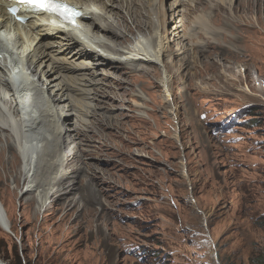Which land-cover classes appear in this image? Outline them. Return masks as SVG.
<instances>
[{
	"label": "rangeland",
	"instance_id": "374dc122",
	"mask_svg": "<svg viewBox=\"0 0 264 264\" xmlns=\"http://www.w3.org/2000/svg\"><path fill=\"white\" fill-rule=\"evenodd\" d=\"M172 2L164 0L169 72L145 62L117 72L85 70L97 73L99 101L83 94V136L50 157L54 162L61 152L84 174L58 178L46 173L47 163L37 174L39 182L50 181L43 212H35L37 188L20 194L27 183L17 178L21 160L11 164L0 143L3 264H13L16 254L23 264H249L264 248V0L251 6L247 0H183L179 8H186L188 22L180 28L181 16L171 18ZM120 15L111 21L125 26V9ZM197 18L204 19L195 23L198 34L174 39L175 27L180 35L191 32ZM89 19L82 27L91 34ZM134 38L140 33L132 30L117 46L130 47ZM95 41L89 44L98 52ZM191 46L200 52L197 59ZM180 58L188 59L186 67ZM141 66L146 71L139 73ZM163 73L173 79L175 116L161 102L164 89L156 81ZM117 78L125 79L122 91L115 82L111 89ZM74 120L67 127L77 133Z\"/></svg>",
	"mask_w": 264,
	"mask_h": 264
},
{
	"label": "bare ground",
	"instance_id": "6f19581e",
	"mask_svg": "<svg viewBox=\"0 0 264 264\" xmlns=\"http://www.w3.org/2000/svg\"><path fill=\"white\" fill-rule=\"evenodd\" d=\"M66 1L72 2L73 7L82 13L81 17L76 19L78 26H73L63 21H51L49 17V20L41 21L39 18L31 20L30 13L20 10L17 15L27 16L29 20L23 29H19V24L14 23L12 21L13 18L5 14V6L11 4L6 2L3 7L0 3V143L2 151H10L11 164L18 157L21 160V172L17 178H19V181H27V183L20 194L28 195L34 188L39 191V196H35L34 204L35 212L37 213L43 212L44 206L48 201L46 199L47 193L44 191L50 181L39 182L37 176L39 173H44L47 163L46 173L48 172V175H51L54 172V175L58 178L60 176H64V178L72 176L78 179L79 173L84 174L83 168L80 166L76 164L69 166V160L65 159L61 152L54 162L50 157L57 154V151H64L65 153L68 142L74 141L75 138L78 139L81 135L83 136L85 119L81 118L88 114L79 105V101L83 102V105L86 104L83 101L84 97L82 98L83 94L91 95L90 98L92 100L96 99V102L99 101L97 97L100 96V92H96L94 89L97 85H93L99 81L93 79V76L97 73H88L85 70L101 67L117 72L118 70L121 71L122 66L136 68L137 65L139 66L140 63L144 62L157 66L161 65L167 70L166 66L169 67L167 58L172 53L168 46L171 38L169 39L170 36L166 30L169 18L164 9V0ZM229 2L231 3V0H226V4ZM94 3H98V5ZM182 3H184L183 0H173L169 9L171 18L176 19V17L179 18V15L181 16L179 22H182V24L178 25L179 28L183 26L184 21L188 22L185 17L186 8L183 9L184 11L179 8V6L183 5ZM253 3L252 0H247L246 2L247 6ZM221 6L223 7V3H221ZM123 9H125L126 14L123 19L127 20L125 21L127 24L130 22L133 29L128 28L127 24L125 26L121 24L115 25V22L111 21L114 20L111 19L114 15L120 17ZM112 10H114V13L111 14ZM190 13L191 11H187V14ZM87 18L91 20L89 24L91 34L85 31L86 28L82 27L83 22L88 20ZM123 19L122 22L124 23ZM201 20L204 21L203 18L191 20L194 22L190 29L191 32H185L183 35H180L181 29L179 30L177 29L178 27H175L176 33L172 34V36L176 40L193 37V32H196L193 28L196 27L198 22L201 23ZM132 30L140 33V38H134L130 47L121 45L119 48L117 45H120V40L127 33H131ZM209 30L205 29V31ZM88 34L92 35V37L97 36L96 41L92 39L95 41L94 47L99 49L98 52L89 44L93 40L90 39L91 36H88ZM120 34L121 38H117ZM109 39L112 41L110 44L107 42H111ZM113 39H117L116 43H113ZM196 45L197 43H192L193 47ZM192 46V50H190L193 55H196L197 59L200 52L195 51ZM117 48L120 49V54H118L120 51H117ZM179 49L181 48L179 47ZM182 49L181 53H184L185 57L188 49L184 45ZM180 60L186 67L188 59L186 61L180 58ZM196 61L192 62L198 66ZM213 63L209 64L213 65ZM142 71H146L143 66L138 72L141 73ZM163 72L165 71L163 70ZM136 75L132 74V76ZM104 77L106 75L102 79ZM114 82L120 86L121 90L125 79L117 78L115 81L110 82L111 89L116 86H113ZM88 84H91L92 87L86 89L85 86ZM156 84L164 89L165 95L161 100L162 105L169 108L172 115H177V108L172 107L170 102H174L173 79L171 81L170 77L163 73L160 79L156 81ZM83 90L87 91L84 93ZM110 96L107 95L113 101ZM105 101H108V99ZM133 102L134 106H139L136 100H133ZM54 106L59 108L55 109ZM90 106L91 104L89 103L87 107L90 108ZM92 107L94 108L95 105ZM74 117H76L74 125L79 130L77 133H72L74 130L70 132L67 127V124ZM111 117L113 116H108L106 121H111ZM102 118L105 119L106 117L103 115ZM104 119L103 121L100 120V123H103ZM116 128L119 129L118 127ZM103 144L106 143L98 145L99 148ZM81 146L78 143L75 145L78 149ZM90 148L97 153L95 143ZM75 157L78 158L77 163L84 162L82 154L76 152ZM8 168L12 167L9 166ZM87 172H89V169ZM51 180V182H55L52 178ZM83 186L85 184L79 186L78 190ZM85 190L82 189L81 191L84 192ZM40 208L42 210L40 212L37 211ZM5 215L6 211L0 205V227L4 230L7 229L6 220L4 219ZM0 264H3L1 260Z\"/></svg>",
	"mask_w": 264,
	"mask_h": 264
},
{
	"label": "snow or ice",
	"instance_id": "6c2138e0",
	"mask_svg": "<svg viewBox=\"0 0 264 264\" xmlns=\"http://www.w3.org/2000/svg\"><path fill=\"white\" fill-rule=\"evenodd\" d=\"M21 3L38 7L42 10L58 13L65 19L79 15L72 7H69L63 0H20ZM15 11V9H13Z\"/></svg>",
	"mask_w": 264,
	"mask_h": 264
},
{
	"label": "trees",
	"instance_id": "16d2710c",
	"mask_svg": "<svg viewBox=\"0 0 264 264\" xmlns=\"http://www.w3.org/2000/svg\"><path fill=\"white\" fill-rule=\"evenodd\" d=\"M254 125H257V122H252ZM13 264H23V262L19 259L18 255L13 257ZM249 264H264V248L258 251V254L250 257Z\"/></svg>",
	"mask_w": 264,
	"mask_h": 264
}]
</instances>
